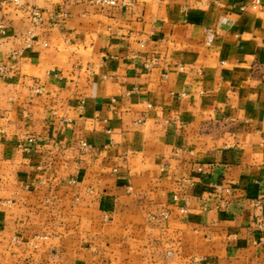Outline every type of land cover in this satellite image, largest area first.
Masks as SVG:
<instances>
[{
	"label": "crops",
	"instance_id": "crops-1",
	"mask_svg": "<svg viewBox=\"0 0 264 264\" xmlns=\"http://www.w3.org/2000/svg\"><path fill=\"white\" fill-rule=\"evenodd\" d=\"M254 1L0 0V264H264Z\"/></svg>",
	"mask_w": 264,
	"mask_h": 264
},
{
	"label": "built area",
	"instance_id": "built-area-1",
	"mask_svg": "<svg viewBox=\"0 0 264 264\" xmlns=\"http://www.w3.org/2000/svg\"><path fill=\"white\" fill-rule=\"evenodd\" d=\"M19 0H15L16 3H18ZM135 0H91V3L98 7L103 8H119V7H131L134 4ZM261 5V0H255L252 4V8L256 9ZM246 9V8H243ZM29 14L31 17V20L34 24H39L42 21V12L39 9H31L29 10ZM152 66V64H146V68L149 69ZM42 92L41 88H35L34 93L39 94ZM2 115L0 114V118ZM30 143H33V140H29ZM81 147L85 151H89L91 149V145L87 142H83L81 144ZM201 171V169H199ZM215 191L218 193H224V194H230L231 189L224 186H215ZM160 218L163 220H167L169 218V213L164 212L160 215ZM151 219H156L154 216H151Z\"/></svg>",
	"mask_w": 264,
	"mask_h": 264
}]
</instances>
